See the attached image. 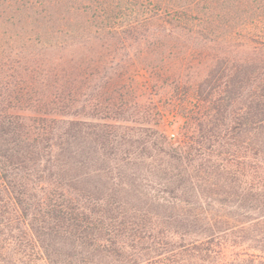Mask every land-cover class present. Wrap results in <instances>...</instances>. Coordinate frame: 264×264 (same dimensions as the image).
I'll return each mask as SVG.
<instances>
[{"label": "trees", "instance_id": "obj_1", "mask_svg": "<svg viewBox=\"0 0 264 264\" xmlns=\"http://www.w3.org/2000/svg\"><path fill=\"white\" fill-rule=\"evenodd\" d=\"M0 264H264V0H0Z\"/></svg>", "mask_w": 264, "mask_h": 264}, {"label": "rangeland", "instance_id": "obj_2", "mask_svg": "<svg viewBox=\"0 0 264 264\" xmlns=\"http://www.w3.org/2000/svg\"><path fill=\"white\" fill-rule=\"evenodd\" d=\"M176 127L174 126V127H172V129L170 130V133H176Z\"/></svg>", "mask_w": 264, "mask_h": 264}]
</instances>
